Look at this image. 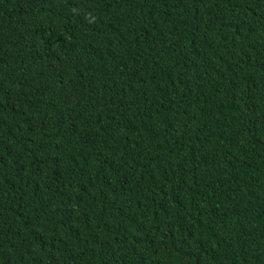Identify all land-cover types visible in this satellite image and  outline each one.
Listing matches in <instances>:
<instances>
[{
    "label": "trees",
    "instance_id": "16d2710c",
    "mask_svg": "<svg viewBox=\"0 0 264 264\" xmlns=\"http://www.w3.org/2000/svg\"><path fill=\"white\" fill-rule=\"evenodd\" d=\"M0 264H264V0H0Z\"/></svg>",
    "mask_w": 264,
    "mask_h": 264
}]
</instances>
